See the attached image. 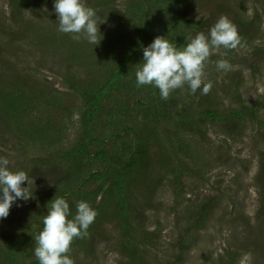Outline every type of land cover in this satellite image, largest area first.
<instances>
[{
	"label": "trees",
	"instance_id": "16d2710c",
	"mask_svg": "<svg viewBox=\"0 0 264 264\" xmlns=\"http://www.w3.org/2000/svg\"><path fill=\"white\" fill-rule=\"evenodd\" d=\"M9 1L13 15L21 6L41 8L54 4L49 0ZM194 1L124 0L121 9L113 4L100 8L110 15V20L104 28L105 22L98 19L103 13L97 10L102 38L99 45L83 39L75 41L71 34L60 33L57 26L49 41L52 36L66 40L63 44L72 49L66 61L82 66L86 72L85 82H68L65 94L46 83L32 82L17 71L13 78L0 75V124L4 127V138L10 135L13 140H6L12 142L11 149L23 154L29 168L24 171L29 178L42 174L49 185L40 206L29 218L25 233L6 234L0 228V264H39L31 253L30 241L42 230L47 204L55 197L68 201L72 215L78 201L88 202L97 212L89 235L97 223L107 218L118 228L122 252L132 262L144 264L148 249L155 248L161 237L146 227L143 203H151L159 187L161 191L170 185L174 188L173 208L177 211L185 205L184 199L189 200L183 178L202 173L199 166L189 164V159H195L204 146L193 140L192 135L199 131L204 136L203 125L209 122L224 125V132L234 139L241 137L245 119L264 127L260 113L264 94L251 102L239 84L232 85L235 104L224 103L223 98L214 94V78L223 72L213 66L223 59L216 52L205 66V82L212 84L207 95L199 89L191 94L185 87L163 100L157 88L137 87L135 72L142 63L143 48L156 36H164L182 48L186 45L185 35L208 34L217 21L209 16L198 19L191 16ZM103 4L94 3L90 7L96 9ZM52 19L58 24L54 10ZM258 28L256 25L254 33L251 28L240 30L241 43L254 39ZM226 78L225 75L223 80ZM226 86H221L224 96ZM67 96H72L74 103ZM77 101L80 103L75 106ZM156 159L159 168L154 169ZM258 174L262 178L260 210L264 215V159ZM192 207L186 223L196 226L212 210L204 203ZM10 221L5 219L4 224ZM89 235L74 239L71 249L91 251L94 243ZM88 243L91 244L87 247ZM216 264H234L233 254L219 257Z\"/></svg>",
	"mask_w": 264,
	"mask_h": 264
},
{
	"label": "rangeland",
	"instance_id": "374dc122",
	"mask_svg": "<svg viewBox=\"0 0 264 264\" xmlns=\"http://www.w3.org/2000/svg\"><path fill=\"white\" fill-rule=\"evenodd\" d=\"M86 1L89 7L90 4L104 2L94 10L96 16L99 10L102 11L98 19L105 22L106 28L110 15L100 8H109L113 4L121 9L124 0ZM19 9L13 15L10 1L0 0V75L13 78L17 71L18 75L29 77L32 82L46 83L63 94L69 90L68 82H85L84 68L66 61L68 51L72 50L63 44L66 40L52 36L49 41V36L54 34L58 26L52 19L54 4L41 8L21 6ZM191 16H209L215 20L227 16L238 32L251 28L254 33L255 26L259 27L254 39L241 43L236 49L220 48L213 51L231 64L230 71H223L214 78V94L223 98L224 103L235 104L237 100L233 96L232 85L239 84L251 102L256 100L257 95L262 98L264 0H195ZM251 20H255V23L250 24ZM225 75L227 80H223ZM221 86H226L225 96ZM38 87L41 88V85ZM67 99L74 103L72 96H67ZM260 113L264 118V108ZM74 120H77V114ZM242 122L240 138H231L224 132V125L210 122L203 125L206 130L204 136L199 131L192 135L193 140L204 146L195 159H189V164L199 166L197 168H201L202 173L183 178L186 184L185 196L189 199H184V206L174 211L175 194L170 185L161 191L159 187L152 202L143 203L146 227L161 237L155 248L148 249L144 264H216L218 258L227 253L233 254L234 264H264V215L260 210L262 178L258 176L264 159V127L254 120L245 119ZM7 138L13 140L10 135L4 138V127L0 124V157L9 160L12 170H20L21 167L28 172L23 154L11 149L12 142H8ZM153 164L154 169L159 168L157 159ZM44 178L42 174L34 179L29 178L34 181L28 185L32 197L27 201L18 199L13 203L9 215L0 218V222H3L0 225L1 231L6 234L26 232L29 218L33 216L35 208L40 206V200L48 190L49 185ZM23 186L27 187V181ZM146 194L147 190L143 191V197ZM200 203L212 209L206 220L197 226L191 222L187 224V215H191L192 205ZM190 206L191 211L188 213ZM5 219L11 221L4 224ZM119 235L115 224L105 218L96 224L92 235H89L94 243L91 251L74 247L70 258L74 264H137L122 252ZM34 237L30 241L33 245L31 253H34Z\"/></svg>",
	"mask_w": 264,
	"mask_h": 264
},
{
	"label": "clouds",
	"instance_id": "9594fccd",
	"mask_svg": "<svg viewBox=\"0 0 264 264\" xmlns=\"http://www.w3.org/2000/svg\"><path fill=\"white\" fill-rule=\"evenodd\" d=\"M58 31L71 34L75 41L85 40L99 45L101 33L96 12L87 6L86 0H54ZM198 19V17H197ZM186 45L179 48L164 36H156L143 48L142 63L135 72L137 87L152 86L159 90L161 99L167 100L173 91L185 89L195 94L207 95L212 88L205 82V66L214 50H234L241 44L236 26L227 16H220L211 26L208 34L199 32L185 35ZM217 70L225 73L231 70L226 59L215 61ZM27 181V187L23 186ZM34 183L24 170H12L9 160L0 157V218L9 215L11 206L18 199L27 201L32 197L28 185ZM71 216V218H70ZM97 212L86 201L76 203L74 215L70 212L64 197H55L47 204L43 216V228L34 237V255L39 264H74L70 258L71 246L76 238L89 235L88 229Z\"/></svg>",
	"mask_w": 264,
	"mask_h": 264
}]
</instances>
